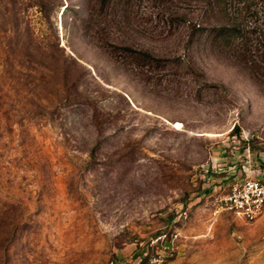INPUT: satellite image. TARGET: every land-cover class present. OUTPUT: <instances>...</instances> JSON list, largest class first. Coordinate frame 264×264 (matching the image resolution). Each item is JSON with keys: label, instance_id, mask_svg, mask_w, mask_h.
Here are the masks:
<instances>
[{"label": "rangeland", "instance_id": "374dc122", "mask_svg": "<svg viewBox=\"0 0 264 264\" xmlns=\"http://www.w3.org/2000/svg\"><path fill=\"white\" fill-rule=\"evenodd\" d=\"M255 26L257 0H0V264H264V212L212 214L264 176Z\"/></svg>", "mask_w": 264, "mask_h": 264}, {"label": "built area", "instance_id": "2783aa9c", "mask_svg": "<svg viewBox=\"0 0 264 264\" xmlns=\"http://www.w3.org/2000/svg\"><path fill=\"white\" fill-rule=\"evenodd\" d=\"M223 212L232 213L246 221L256 220L264 212V176L246 174L215 195L212 214L219 216ZM187 213L186 209L182 212L184 216ZM173 235L178 236V232Z\"/></svg>", "mask_w": 264, "mask_h": 264}, {"label": "trees", "instance_id": "16d2710c", "mask_svg": "<svg viewBox=\"0 0 264 264\" xmlns=\"http://www.w3.org/2000/svg\"><path fill=\"white\" fill-rule=\"evenodd\" d=\"M217 1V0H216ZM254 1V0H253ZM259 2H263L264 0H257ZM221 2V1H218ZM210 3L213 6V1H210ZM228 6H224V8H221L218 10V14L215 15L216 19L218 20V22H216L215 24L211 25V26H207L205 28V30H207L208 32V38L211 39V41H213L214 43L220 45L222 48L223 47H228L231 46V44L234 42V40L236 39H244L246 38V36L249 33V30H245V32H242L241 30L243 29L242 26H245V24H243L240 21H236L235 20V16H233V13L231 14V12H229L228 10ZM199 29L201 31H204L205 26H202L200 24ZM258 29L257 31L261 30L259 35L261 36V41L259 47L257 48L259 51V57H260V62H258L256 60L255 57H253L254 54H252L253 52H251V50H249L247 47L242 48V52H241V57L246 61L249 62V64H247L248 67L255 69L254 67L256 66H261L260 63H264V28H260L255 26L254 31ZM134 52L138 51V53L143 54V55H147V53L132 49ZM150 55V54H149ZM153 59H157V61H161L160 58H157L155 56H151ZM236 129H239V126L236 124L235 127ZM149 256H144L143 257V261L144 263H148L149 261Z\"/></svg>", "mask_w": 264, "mask_h": 264}]
</instances>
